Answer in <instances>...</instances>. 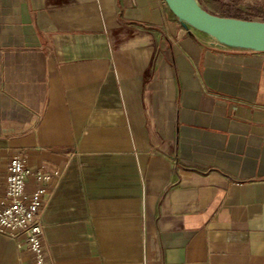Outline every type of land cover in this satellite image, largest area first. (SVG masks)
I'll return each instance as SVG.
<instances>
[{
	"label": "crops",
	"instance_id": "0c3cea01",
	"mask_svg": "<svg viewBox=\"0 0 264 264\" xmlns=\"http://www.w3.org/2000/svg\"><path fill=\"white\" fill-rule=\"evenodd\" d=\"M16 153L47 264H264V50L163 0H0V199Z\"/></svg>",
	"mask_w": 264,
	"mask_h": 264
},
{
	"label": "built area",
	"instance_id": "2783aa9c",
	"mask_svg": "<svg viewBox=\"0 0 264 264\" xmlns=\"http://www.w3.org/2000/svg\"><path fill=\"white\" fill-rule=\"evenodd\" d=\"M57 175V172H48L43 167L32 170L25 156L16 153L8 160L1 180L0 232L22 236L24 247L32 255L34 264H47L40 216L48 184ZM29 176L34 178L31 188H27L26 184Z\"/></svg>",
	"mask_w": 264,
	"mask_h": 264
},
{
	"label": "water",
	"instance_id": "95a60500",
	"mask_svg": "<svg viewBox=\"0 0 264 264\" xmlns=\"http://www.w3.org/2000/svg\"><path fill=\"white\" fill-rule=\"evenodd\" d=\"M171 13L184 24L199 30L223 44L253 50H264V22L219 16L194 2L164 0Z\"/></svg>",
	"mask_w": 264,
	"mask_h": 264
},
{
	"label": "rangeland",
	"instance_id": "374dc122",
	"mask_svg": "<svg viewBox=\"0 0 264 264\" xmlns=\"http://www.w3.org/2000/svg\"><path fill=\"white\" fill-rule=\"evenodd\" d=\"M195 2L208 12L219 16L264 22V0H195Z\"/></svg>",
	"mask_w": 264,
	"mask_h": 264
},
{
	"label": "bare ground",
	"instance_id": "6f19581e",
	"mask_svg": "<svg viewBox=\"0 0 264 264\" xmlns=\"http://www.w3.org/2000/svg\"><path fill=\"white\" fill-rule=\"evenodd\" d=\"M185 1H187V2H194V0H185Z\"/></svg>",
	"mask_w": 264,
	"mask_h": 264
}]
</instances>
